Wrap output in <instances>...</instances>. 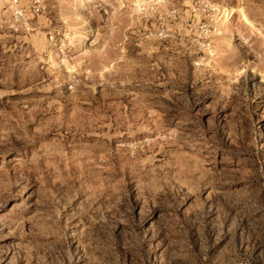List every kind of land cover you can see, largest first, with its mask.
<instances>
[{"label": "rangeland", "instance_id": "obj_1", "mask_svg": "<svg viewBox=\"0 0 264 264\" xmlns=\"http://www.w3.org/2000/svg\"><path fill=\"white\" fill-rule=\"evenodd\" d=\"M138 1L0 29V264H264V0Z\"/></svg>", "mask_w": 264, "mask_h": 264}, {"label": "built area", "instance_id": "obj_2", "mask_svg": "<svg viewBox=\"0 0 264 264\" xmlns=\"http://www.w3.org/2000/svg\"><path fill=\"white\" fill-rule=\"evenodd\" d=\"M165 0H139L137 7L139 14L153 16L159 4ZM44 0H0V29H7L12 33L27 30L30 15L43 14Z\"/></svg>", "mask_w": 264, "mask_h": 264}, {"label": "bare ground", "instance_id": "obj_3", "mask_svg": "<svg viewBox=\"0 0 264 264\" xmlns=\"http://www.w3.org/2000/svg\"><path fill=\"white\" fill-rule=\"evenodd\" d=\"M137 5V4H136ZM222 15H221V24H227L229 18L231 17L230 15L232 14H235L236 17L241 20V21H244L246 23H248V19L244 13V11L240 8V7H237L235 9H232V8H224L222 9L221 11Z\"/></svg>", "mask_w": 264, "mask_h": 264}]
</instances>
